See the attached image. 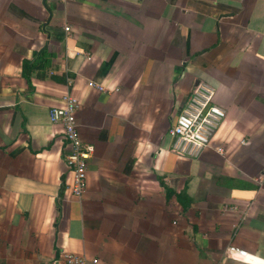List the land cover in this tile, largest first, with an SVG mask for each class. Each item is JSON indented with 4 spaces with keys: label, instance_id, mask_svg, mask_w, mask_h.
Instances as JSON below:
<instances>
[{
    "label": "crops",
    "instance_id": "1",
    "mask_svg": "<svg viewBox=\"0 0 264 264\" xmlns=\"http://www.w3.org/2000/svg\"><path fill=\"white\" fill-rule=\"evenodd\" d=\"M41 49L49 64L27 80ZM200 82L226 115L197 157L179 155L169 130ZM65 93L93 146L80 198L48 117ZM62 253L264 264V0H0V264Z\"/></svg>",
    "mask_w": 264,
    "mask_h": 264
},
{
    "label": "built area",
    "instance_id": "2",
    "mask_svg": "<svg viewBox=\"0 0 264 264\" xmlns=\"http://www.w3.org/2000/svg\"><path fill=\"white\" fill-rule=\"evenodd\" d=\"M64 29L68 31L70 27L65 25ZM88 85L101 92L109 90L95 81H89ZM213 99L214 89L207 83L200 82L194 87L186 104L175 117L169 134L172 138V148L179 155L197 157L209 144L226 115L225 110ZM60 102L59 105L49 108L48 117L50 122L61 123L63 126L64 138L69 147L65 161L72 175L68 188L72 195L80 198L87 187V168L93 146L82 141L77 129L76 113L79 104L76 97L65 93ZM218 151L223 153L222 148H218ZM224 253L234 259L248 258L247 251L234 244H229ZM89 262L96 263L97 259L89 260L84 255L72 253H62L56 259V264H89Z\"/></svg>",
    "mask_w": 264,
    "mask_h": 264
},
{
    "label": "trees",
    "instance_id": "3",
    "mask_svg": "<svg viewBox=\"0 0 264 264\" xmlns=\"http://www.w3.org/2000/svg\"><path fill=\"white\" fill-rule=\"evenodd\" d=\"M51 54L47 49H41L36 52L32 59L22 62V75L28 80L31 72L35 70H43L49 64Z\"/></svg>",
    "mask_w": 264,
    "mask_h": 264
}]
</instances>
